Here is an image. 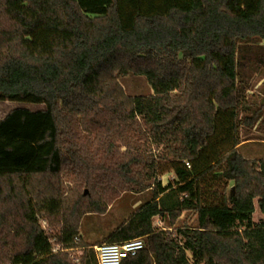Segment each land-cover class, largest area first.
Here are the masks:
<instances>
[{
    "label": "trees",
    "instance_id": "trees-1",
    "mask_svg": "<svg viewBox=\"0 0 264 264\" xmlns=\"http://www.w3.org/2000/svg\"><path fill=\"white\" fill-rule=\"evenodd\" d=\"M37 30L58 37L32 50ZM261 41L264 0H0V102L43 105L0 119V264H89L82 217L150 181L151 200L102 241L142 239L119 264H264V220L252 222L254 199L264 216V158L237 151L238 128L260 119L239 117L238 45ZM128 75L152 93L126 95ZM158 160L174 175L165 186ZM183 212L194 227L152 225ZM37 216L81 256L55 252Z\"/></svg>",
    "mask_w": 264,
    "mask_h": 264
},
{
    "label": "rangeland",
    "instance_id": "rangeland-1",
    "mask_svg": "<svg viewBox=\"0 0 264 264\" xmlns=\"http://www.w3.org/2000/svg\"><path fill=\"white\" fill-rule=\"evenodd\" d=\"M58 36L53 32L37 30L33 33L32 37L27 38V45L33 50L36 47H47L52 41L56 40ZM237 60L242 67L239 70V79L242 80V86L246 88L244 98L248 104V111H241L239 117L251 116L254 113H258L261 118H264V65L261 61L264 60V41L251 42L248 44L238 45ZM118 83L121 85L123 91L128 96H148L152 93L150 86L146 79L142 76L128 75L125 77H119ZM24 108L30 111H37L43 108L42 104H29L20 102H0V119L4 117L13 109ZM260 119L250 128L240 126L237 132V139L240 142L238 145V153L246 159H263L264 158V124H260ZM155 151V149H153ZM120 151H124L123 147H120ZM155 152H161V149H157ZM174 175L170 170V165L164 160L157 161V173L156 180H159L162 184L172 182ZM152 181L149 182V186ZM66 186L71 187V183L66 179ZM232 181L228 183L226 193L231 190ZM151 190L143 191L141 193H132L129 191L119 190L118 197L112 201L106 208L105 213L95 214L90 213L82 217L78 233L76 237L80 238L86 245L92 246V252L94 254L93 247L103 244L102 241L107 237L109 232L118 227L124 220H126L139 206L146 200L150 199ZM254 212L252 214V222L259 224L264 220V216L259 212L257 207V199L253 200ZM37 223L49 242L53 246V250L67 252L70 258L78 259L83 251L82 247H76L71 249H61L59 245L54 244V236L59 232V227L49 224V222L41 217L37 216ZM186 224L189 227L196 225V219L194 213L183 212L180 217L175 221L174 226L169 227L168 219L165 217L164 221L160 218L154 217L152 219L153 227L157 229H163L173 232ZM76 242V241H74ZM187 257L190 258V254L187 253ZM89 264H96V258L94 259L89 255Z\"/></svg>",
    "mask_w": 264,
    "mask_h": 264
},
{
    "label": "built area",
    "instance_id": "built-area-1",
    "mask_svg": "<svg viewBox=\"0 0 264 264\" xmlns=\"http://www.w3.org/2000/svg\"><path fill=\"white\" fill-rule=\"evenodd\" d=\"M142 248V239L134 238L121 243H103L93 247V250L96 264H119L123 259L135 256Z\"/></svg>",
    "mask_w": 264,
    "mask_h": 264
},
{
    "label": "crops",
    "instance_id": "crops-1",
    "mask_svg": "<svg viewBox=\"0 0 264 264\" xmlns=\"http://www.w3.org/2000/svg\"><path fill=\"white\" fill-rule=\"evenodd\" d=\"M158 181H159V180H158ZM161 185H162V186H165V184H162V183H161ZM149 190H151V191H152V184L150 185L149 189H147V191H149ZM151 198H152V192H151L150 199H149V200H146V201H144L143 203L150 201V200H151ZM143 203H141V204H143ZM141 204H140V205H141ZM137 208H138V206L136 207V209H137ZM136 209H135V210H136ZM135 210H134V211H135ZM134 211H133V212H134ZM158 218H159V217H158ZM160 220H161V221H164V219H163V218H160ZM162 230H163V229H162ZM109 233H110V232H109Z\"/></svg>",
    "mask_w": 264,
    "mask_h": 264
},
{
    "label": "water",
    "instance_id": "water-1",
    "mask_svg": "<svg viewBox=\"0 0 264 264\" xmlns=\"http://www.w3.org/2000/svg\"><path fill=\"white\" fill-rule=\"evenodd\" d=\"M231 192H233V188H231Z\"/></svg>",
    "mask_w": 264,
    "mask_h": 264
}]
</instances>
